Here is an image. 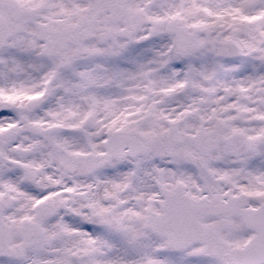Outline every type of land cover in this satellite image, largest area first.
Instances as JSON below:
<instances>
[{"label": "snow or ice", "instance_id": "6c2138e0", "mask_svg": "<svg viewBox=\"0 0 264 264\" xmlns=\"http://www.w3.org/2000/svg\"><path fill=\"white\" fill-rule=\"evenodd\" d=\"M0 264H264V0H0Z\"/></svg>", "mask_w": 264, "mask_h": 264}]
</instances>
